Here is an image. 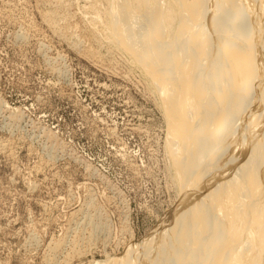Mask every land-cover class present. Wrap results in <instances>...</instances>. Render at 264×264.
I'll return each mask as SVG.
<instances>
[{
    "label": "rangeland",
    "instance_id": "1",
    "mask_svg": "<svg viewBox=\"0 0 264 264\" xmlns=\"http://www.w3.org/2000/svg\"><path fill=\"white\" fill-rule=\"evenodd\" d=\"M69 1L53 27L52 1L0 0V264L103 262L180 200L157 95L86 28L104 0Z\"/></svg>",
    "mask_w": 264,
    "mask_h": 264
},
{
    "label": "bare ground",
    "instance_id": "2",
    "mask_svg": "<svg viewBox=\"0 0 264 264\" xmlns=\"http://www.w3.org/2000/svg\"><path fill=\"white\" fill-rule=\"evenodd\" d=\"M50 1L49 23L69 24L70 1ZM91 8L86 28L122 51L158 97L181 193L155 232L93 264H264V0Z\"/></svg>",
    "mask_w": 264,
    "mask_h": 264
}]
</instances>
